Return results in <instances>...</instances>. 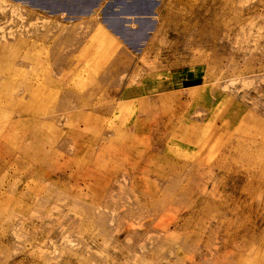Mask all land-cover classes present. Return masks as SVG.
Listing matches in <instances>:
<instances>
[{
    "label": "rangeland",
    "instance_id": "374dc122",
    "mask_svg": "<svg viewBox=\"0 0 264 264\" xmlns=\"http://www.w3.org/2000/svg\"><path fill=\"white\" fill-rule=\"evenodd\" d=\"M79 1L0 0V264H264V0Z\"/></svg>",
    "mask_w": 264,
    "mask_h": 264
},
{
    "label": "crops",
    "instance_id": "0c3cea01",
    "mask_svg": "<svg viewBox=\"0 0 264 264\" xmlns=\"http://www.w3.org/2000/svg\"><path fill=\"white\" fill-rule=\"evenodd\" d=\"M109 0H80L79 1V5H81L83 8V10L80 12L81 14H84L86 16H90L92 14V18L95 17L96 15V11L98 10V8L100 6H102L103 4H107ZM158 0H137V2H123L121 0H119V4L115 3L114 7L112 8V13L118 12L117 17L120 19H124V18H128L126 16H138V15H150L152 12L155 14L156 13V6H157ZM135 5V7H137V11L134 13H131L130 15L126 14V13H121L119 12V7L121 5ZM117 10H114V9ZM86 10V11H85ZM85 11V12H84ZM135 37H141L143 36V30H140L139 32H137L135 35Z\"/></svg>",
    "mask_w": 264,
    "mask_h": 264
},
{
    "label": "water",
    "instance_id": "95a60500",
    "mask_svg": "<svg viewBox=\"0 0 264 264\" xmlns=\"http://www.w3.org/2000/svg\"><path fill=\"white\" fill-rule=\"evenodd\" d=\"M187 78H188V79H191V78H192V75H191V74H189Z\"/></svg>",
    "mask_w": 264,
    "mask_h": 264
},
{
    "label": "bare ground",
    "instance_id": "6f19581e",
    "mask_svg": "<svg viewBox=\"0 0 264 264\" xmlns=\"http://www.w3.org/2000/svg\"><path fill=\"white\" fill-rule=\"evenodd\" d=\"M181 10V9H180Z\"/></svg>",
    "mask_w": 264,
    "mask_h": 264
}]
</instances>
